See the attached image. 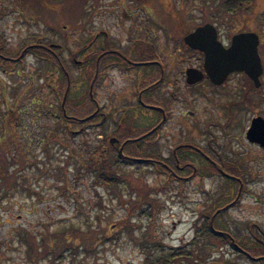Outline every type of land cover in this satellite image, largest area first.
Listing matches in <instances>:
<instances>
[{
  "label": "rangeland",
  "instance_id": "1",
  "mask_svg": "<svg viewBox=\"0 0 264 264\" xmlns=\"http://www.w3.org/2000/svg\"><path fill=\"white\" fill-rule=\"evenodd\" d=\"M164 1L161 0V4ZM175 1V6L179 5V0ZM199 1L186 0L184 3L187 12L182 15V20L185 18L189 21L191 24L190 30H193L196 25L204 23V17H208L213 13L212 11L207 13L206 4ZM109 3H116L118 8H121L123 3L126 9L136 10V13H139L137 10L138 4H136L135 0H70V3L66 4L67 6H56L55 9L45 8L43 16L47 19H56L55 23H61L58 27H62L66 31V47L67 49L70 48L71 55L79 60L81 58L80 41L87 33L91 34L98 32L100 28H105L112 36V39H114H110V43L125 49L130 38L141 36L142 33L137 24L138 16L131 17L130 23L129 12L119 9L118 16L115 17V13H113V16L106 7V4ZM91 4L92 6L94 5V8H90ZM244 14L240 23H238L239 21L236 18L231 19L229 15L225 23L216 25L218 26V39L222 43L228 45L230 43V35L235 32L257 31L256 26L258 25H256V21L264 20V0H255L254 4H249L245 8ZM83 20H86L87 30L85 33L81 27ZM149 27L150 30H153L152 39L155 43L154 46L159 51V54L163 55L161 57L167 65L166 68L169 74L178 70L177 68L182 62L181 59L186 60L195 54L189 48V50L185 51L182 49L172 51L174 46L177 47L175 40L168 39L159 28L155 26ZM5 30L9 37L10 50H13L23 40L24 43L29 42V39L32 40L31 35L33 33L39 34L41 40L57 35V33H53L49 27L44 25L39 27H7ZM99 36L101 37V35ZM260 43V50L264 54V36L260 37ZM65 54L67 57L69 56L64 53V57ZM68 63H70L72 80H74L79 72L78 65L75 66L71 61ZM186 63L184 65H187ZM23 66L25 70L33 69L35 67L33 59L28 56ZM103 73L104 76L98 80V71L96 79H93L91 98L97 100L100 104V111L107 115L111 114L112 119H107V127L105 128V130L110 131L114 128L115 122L120 121L123 116L128 118L131 115V103L134 99L132 96L133 87L130 84L129 72L109 67ZM89 76V79L87 77L80 79L79 77L70 83L72 90H74V93L76 92L75 94L86 95L88 84L92 82L93 78V75ZM44 77L37 75H0V146L3 147L6 157L9 159L12 158L11 154L15 152L14 149L17 146L19 152L17 151L15 154L22 159L21 162H16L15 164H9L8 162V171L14 167L19 169L17 185L13 186L5 196L0 197V264H30L24 254V245L18 241L15 235L17 226L25 227L31 233L37 234L38 231L43 232L45 230L44 225L51 231L56 227L66 226L69 223L83 228L82 223L84 220L96 224L94 214L97 212L104 215L103 217L108 218L109 216L110 221H117L125 214V211L117 204L116 199L100 186L97 187V191L101 194V203L104 208L99 210L98 205L96 206V203H94L95 195L92 193V186H90L91 178L83 169L80 170L77 167L78 161L85 158L87 146L90 148L92 144L101 141V135L96 134L95 128H88L86 133L83 131L79 133L78 129L80 126L75 127L74 130L76 132L73 137L66 135L67 139L65 135L60 133L58 138L64 141V146L57 145L53 139L49 141L47 152L50 155V159L46 156V153H43L40 145L36 143L37 138L48 137L50 129L55 124L52 116L46 117L42 114V109L45 110L51 107V110L56 111L61 102L54 97L51 90V87L52 89L55 88L54 83L50 82L51 86L48 85L50 78L47 81ZM240 78L238 74H230L227 81L223 82L227 84L228 87H226L230 89L229 92H224L226 88L220 89L219 92L213 91L212 102L199 98V88L204 89L205 84L204 86L198 85L196 87L198 89H185L183 87L182 94L189 98V104L184 102L183 105L178 103L173 105L171 101L168 103L167 107L171 110V113L168 114L165 127L155 137L156 150L158 151L154 150L153 153L159 152L164 159H168L173 145L179 142L181 138H184V140L195 138L200 142H204L203 136H197L195 133L201 127V122L194 129L193 123L185 119L188 115L186 114L183 117L180 114L179 110L181 107L195 109L201 121L212 116L215 117L213 118L214 121H218L221 124L227 119V115L223 107L219 106L220 101H228L230 109H241L238 113H235L237 115L231 114L232 124L225 129L230 134L224 137H220L221 135L218 134L215 149L225 155L227 160L240 161L241 156H243L244 162L241 161L248 168L246 171L249 174H246V188L243 189L245 192L241 194L234 205L229 206L221 214L220 219L226 220L228 222L227 226L232 229L235 224L239 226L243 221L248 220L261 226L264 230V150L249 143L244 137V131L252 117L259 115L264 118V99L261 101L262 103L257 100V90L260 86L256 87L251 82L253 87L250 88L247 80L242 79L240 81L241 86L247 85L248 98L255 105L254 107L248 105L245 110L239 98L243 89L237 92L232 88L237 81L239 83ZM248 80L250 79L248 78ZM260 80L264 81V75L259 76ZM208 89L211 91L210 87ZM261 90L264 94V86H261ZM162 92H165L164 88ZM34 96L38 100L36 104L35 99L33 103L31 102ZM126 105L127 107H124ZM63 109L66 111L65 99ZM8 112L11 115L10 117H8ZM132 117L134 121H131L134 124L136 122L141 126L145 124L141 116L133 113ZM10 118L14 121L10 124L9 133H12V140L16 139L14 141L17 142V144L15 143L16 146H14L13 142H10V144L2 143L7 133V120ZM180 124L182 126H179ZM139 125L135 124L137 128ZM34 135H36V139L32 141ZM138 135L140 134H131V140L135 141ZM114 137L111 136L108 139ZM117 140L120 141L121 139ZM121 142L125 141L121 140ZM91 149L92 147L88 151L90 152ZM70 151L74 152L75 156L68 158ZM24 157H27V159ZM66 158L68 163L64 164ZM25 159L27 161L23 165L22 163ZM34 159L36 163H32ZM28 160L32 162L29 163ZM39 160L41 163L37 162ZM39 168H42L43 171H40ZM64 171L66 175H64ZM142 171L145 181L148 183L147 185L154 189L152 191L147 190L149 196L146 195L145 198L139 197V200L142 201L140 207L152 211L149 205L155 202L153 208L155 213L152 211L154 213L153 218H150L148 222V217L145 213L139 214V209L135 211L136 213L131 217V223L134 225L133 236L139 240L141 238L140 231L149 224L153 233L163 245L167 247L183 245L194 234V224L199 223L198 212H204L206 205L214 203L217 192L222 191V179L209 174L200 176L196 173L192 179L180 185L175 179L163 181V175H159L154 170L146 167ZM186 173L181 174L186 175ZM66 177L69 187L78 191V199L74 198L70 192L59 190L58 187L66 181ZM164 183H167V185L164 186ZM161 184H163L162 187L159 186ZM32 190L38 191V196L31 194ZM206 191L210 192L211 196L203 202L206 196L204 192ZM150 197L155 200L152 201ZM146 203H149V205ZM101 225H105V223L101 222ZM137 226H140L139 229H137ZM129 228L131 230V227ZM102 242L103 244L96 246L93 251L88 252L86 255L83 254L82 250L76 254L69 251L58 259L45 257L40 260V264H141L143 254L139 249V244L132 237L130 238L125 227H121V230L116 232L111 240H102ZM220 254L232 259L236 264H258L241 256L240 253H237L228 245H224L220 249H214L209 259L216 258ZM260 264H264V262Z\"/></svg>",
  "mask_w": 264,
  "mask_h": 264
},
{
  "label": "trees",
  "instance_id": "2",
  "mask_svg": "<svg viewBox=\"0 0 264 264\" xmlns=\"http://www.w3.org/2000/svg\"><path fill=\"white\" fill-rule=\"evenodd\" d=\"M135 1L141 8H144L147 19H152L153 17L155 20L163 22L178 40L181 41V36L191 29L189 21L185 18L182 20V15L187 12L186 6L184 5L186 0H179V5L177 6H175V0H165L162 4L160 2L161 0ZM254 1L255 0H200L199 2L206 4L207 13H210V11L213 12L211 15L209 14L210 16L204 17V22L209 21L215 25H220L221 23H225L229 15L231 19L236 18L237 21H239L238 23H240L242 16L245 15V8H247L249 4H254ZM55 5L58 6V3L56 2ZM60 24L59 22L54 23L52 29L55 32L63 33L64 30L62 27H58ZM256 25H258L256 26V33L259 34V38L263 37L264 20L256 21ZM217 27L218 26H216V28ZM197 54H199V52ZM102 55L103 54H100L99 58H101ZM97 57L98 55H94L88 59V61H90L89 75L95 73L94 69L97 70L98 65L95 63L96 61H94ZM100 63L101 61L99 62V67ZM89 75L87 76L88 79L90 77ZM48 76L43 77L47 81L48 78H50L49 83H47L48 85L51 86L50 82L54 83L55 88L52 89V92L58 101L62 98L66 90V111L65 115H63L60 104L56 111L51 110V107L45 110L42 109V114L46 117L52 116L55 124L50 129L48 137H39L36 143L40 145L43 153H46V156L49 157L50 155L47 152L49 141L53 139L57 145L64 146V141L58 138L60 133L65 135L67 139L68 137L66 135L73 137V134L76 132V130H74L75 127L80 126L78 129L79 133L82 131L86 133V129L95 128L96 134L101 135V141L92 144V146H90V148L92 147L90 152L88 151L90 148L87 146L88 149L86 150L87 152H85V158L78 161L77 167L80 168V170L83 169L91 178L90 186H92L91 190L95 195L94 203H96V206L98 205L99 210L104 208V205L101 203V194L97 191V187L100 186L116 199L117 204L125 211V214L117 221H110L109 216L108 218L103 217L104 215L97 212L94 214L95 221L97 222L96 224L84 220L82 223L83 228L69 223L66 226L62 225L56 227L51 231L44 225L45 230L43 232L38 231L37 234L31 233V231L25 227L17 226L15 235L18 241L24 245V254L30 264H40V260L45 257L58 259L69 251L76 254L82 250L83 254L86 255L88 252L93 251V248L96 246L103 244L102 240H111L116 232L121 230V227H125L130 238L132 237V239L139 244V249L143 254L141 264H236L232 259L224 257L223 254H220L216 258L209 259L214 249H220L224 247V245L230 246L234 251L240 253L241 256L251 260V262L258 264L264 262V230L261 226L246 220L239 226L235 224L232 229L227 226L228 222L226 220L220 219L221 214H223L229 206L237 202L242 194L240 190L246 188V174L249 173L246 171L248 168H246L243 163V156H241L243 162L241 160H227L219 169L213 171L200 169L197 172L200 176H202V174H209L220 177L223 182V185H221L223 189L217 192L216 199L213 201L214 203L212 205H206L204 212H198L199 223L194 224V234L189 241L183 245L167 247L157 239L149 224L140 231L141 238L138 240L133 236L134 225L131 223V217L136 213L135 211L139 209V214L145 213L149 222V219H152L155 213L153 209L155 202H152L150 205L146 203L150 206V210H152L153 213L152 211L141 208L142 201L139 200V197L145 198L146 195H148V189L149 191L154 189L147 185L148 183L145 181L142 171L146 165V157H149L154 150L146 148L142 143L144 140L140 136V138L135 141H132L133 139L131 140L132 133H141L135 126V124L138 125L137 122L134 124L131 121V115H129L128 118L123 116L120 121L115 122V126L112 130H105L107 127V119H112L111 114H101L100 109H96L91 100V96L87 92L88 90H86L85 96L75 94L76 92L74 93V90H72L70 83L74 82L79 77L80 79L83 78V76L77 75V78L74 80H72L71 76L65 77L56 73H52ZM246 80L249 87L252 88L251 81L248 80V78H246ZM33 101L32 98L31 102L33 103ZM247 105L250 107L255 106L251 103L250 98H248ZM7 114L8 117L11 116L9 112ZM13 121L12 118L7 120V133L2 143L10 144V142H13L14 146H16L15 143L17 144V142H14L16 139L12 140V133H9L10 124ZM111 136H115V138L121 139L122 141L124 140L125 142L117 140L110 144L108 137ZM34 139H36V135H34L32 141H34ZM120 147L122 149L121 151L119 150ZM14 151L16 153L17 151L19 152L17 146ZM15 152L11 154L12 158L9 159L6 157L3 147L0 146V197L5 196L13 186L17 185L19 169L14 167L12 170L8 171L7 167L8 162L9 164H15L16 162L19 163L22 161ZM73 156H75V153L70 151L68 158ZM24 158L27 159V157ZM26 159L23 160V165L26 163ZM31 162L29 161V163ZM37 162L41 163L40 160ZM32 163H36V160L34 159ZM65 163H68L67 158L64 161V164ZM63 168L65 167L63 166ZM39 169L43 171L42 168ZM154 171L159 175H163V181L177 178L174 172ZM63 173L66 175L65 171ZM65 179L67 182L64 181V183L58 187L59 190L70 192L74 198L78 199V191L69 187L67 177ZM239 182H242L241 187ZM166 185L167 183H164V186ZM159 186L162 187L163 184ZM204 193L206 196L203 202L211 196L210 192L206 191ZM31 194L38 196V191L32 190ZM150 198L152 201L155 200L152 197ZM101 222H104L105 225H101ZM129 227H131V230ZM139 227L137 229H139ZM244 231H246V233H244ZM230 237L233 238L232 241L229 239Z\"/></svg>",
  "mask_w": 264,
  "mask_h": 264
},
{
  "label": "flooded vegetation",
  "instance_id": "3",
  "mask_svg": "<svg viewBox=\"0 0 264 264\" xmlns=\"http://www.w3.org/2000/svg\"><path fill=\"white\" fill-rule=\"evenodd\" d=\"M56 2L58 3V6H67L66 4H69L70 0H0V75H37L40 77L56 73L68 77L72 76L70 63H68L71 61L75 66L78 65L79 72L77 75L86 78L89 75L90 70V61H88V59L94 55H98L94 60L98 65L96 71V76L99 71L98 80L104 76L103 71L109 67L117 68L123 72H129L130 84H132L133 87L132 96L134 98L131 103V120L134 121L132 114L135 113L141 116V119L145 122L143 126L137 123L139 125L138 129L140 128V134H142L138 135L137 139L142 137L144 140H142V143L146 148L155 151H158L156 150L155 137L157 133L165 127L168 120V114L171 113V110L167 107L168 103L171 101L173 105L177 103L183 105L184 102L189 104V98L182 94L183 87L185 89H194L198 87V85L204 86L205 84L204 89L199 88V98H203L207 102H212L213 91L219 92L220 89L226 88L224 89V92H229L230 89L227 88V84H213L210 82L202 69V60H200L201 53H199V55L197 54V51L193 57H188L186 60L180 58L182 62L177 68L178 70L169 74L167 71L168 69L166 68L167 65L161 57L162 54L160 55L159 51H157L154 46L155 43L152 39L153 30H150L149 26L159 28L168 39L175 40L177 47L174 46L172 51H178L179 49L184 51L187 50L188 47L183 42L184 34L180 38L181 41L178 40L163 22L155 20L152 16H150L152 19H147L145 10L144 8H141L140 5H137L139 13H136V10L132 11L129 8L126 9L123 3L121 8H118L116 3L106 4L108 11H111L112 15L115 13V17L118 16L119 9L127 13L129 12L128 17H130V23L131 17L138 16L137 24L139 25L142 34L140 33L141 36H136L132 39L130 38L126 49L119 48L114 43H110L112 36L107 29L100 28L98 32H93L91 34L87 33L83 37L80 41L79 47L81 58L79 60L75 59V57L71 55V49H67L66 47V31L63 33L54 32L52 28L54 27L55 19H47L43 16L45 8L55 9ZM90 6V8H94V5L92 6L91 4ZM82 15L80 16L82 17ZM85 24L86 20H83V25H81V27L84 29V33L87 30ZM40 25L49 27L51 29L50 31L57 33V35H55V37H49V39L41 40L39 34L33 33L31 35L32 40L29 39V42L25 43L23 40L13 50L9 49V37L5 30L7 27H39ZM99 35H101V37ZM260 45L261 43L258 45V51L262 63L261 75H264V54L263 51L260 50ZM190 50L194 51L192 49ZM64 53H67L69 56L67 57L65 54L64 57ZM100 54H103L101 58H99ZM28 56L33 59L35 67L33 69L25 70L23 65ZM99 60L101 61L100 67ZM185 62H187V65H184ZM190 67L202 71L203 74L200 81L192 84L186 83L185 72L186 69ZM95 70L96 69H94V71ZM232 73L238 74L241 77L239 83L237 81L233 84L232 88L237 92L243 89L239 98L246 110L248 107L247 85L244 84V86H241L240 81L242 79L245 80L247 76L239 71ZM230 74L226 76L225 81L230 77ZM207 86L210 87L211 91ZM259 86L260 88L257 90V100L261 102L264 99V94L261 90V86H264V81L262 82L260 80ZM163 88L165 92H162ZM36 98L37 97L34 96L33 100H36ZM91 100L96 109H99L100 104L97 100ZM37 101L38 100H36L35 103H37ZM219 106L223 107L227 115V119L222 124L218 121H214L213 118L215 117L212 116L201 121L199 119V114L195 109L181 107L179 110L180 114L183 117H185L186 114L188 115L185 119L193 123L194 129H196L197 125L201 122V127L197 129L195 133L197 136H203L204 142H200L195 138L188 140L181 138L179 142L173 145L171 155L168 156V159H164L159 152L155 154L152 153L149 157H146L145 167L152 170L174 172L176 175L175 177H177L176 181L180 185H182L183 182L192 179L200 169L213 171L221 168V165L225 163L227 159L225 158V155L219 153L215 149L218 134L221 135L220 137L230 134L227 133V130L225 129L228 125L231 126L232 124V119L230 118L231 114L238 113L241 109H230V103L228 101H220ZM124 107H127V105ZM101 114H104V112L101 111ZM179 126H182V124ZM247 128L248 126L245 131ZM136 133L134 132L132 134ZM181 173H186V175ZM239 183L241 187L242 182ZM240 192L244 193L245 191L241 189Z\"/></svg>",
  "mask_w": 264,
  "mask_h": 264
},
{
  "label": "water",
  "instance_id": "4",
  "mask_svg": "<svg viewBox=\"0 0 264 264\" xmlns=\"http://www.w3.org/2000/svg\"><path fill=\"white\" fill-rule=\"evenodd\" d=\"M183 41L192 49L203 54V70L214 84L222 83L226 76L234 71H241L252 81L254 86L259 85V75L262 64L258 54V36L252 31L234 33L230 43L224 46L217 39L215 27L205 22L186 33ZM186 82L195 83L202 77V71L196 68L186 69ZM91 87V85H90ZM91 93V91H90ZM61 102L63 113V102ZM245 137L248 141L256 142L264 147V119L260 116L251 120ZM114 139H110L113 142Z\"/></svg>",
  "mask_w": 264,
  "mask_h": 264
}]
</instances>
